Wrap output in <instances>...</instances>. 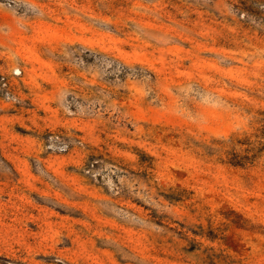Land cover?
I'll list each match as a JSON object with an SVG mask.
<instances>
[{"label":"rangeland","instance_id":"rangeland-1","mask_svg":"<svg viewBox=\"0 0 264 264\" xmlns=\"http://www.w3.org/2000/svg\"><path fill=\"white\" fill-rule=\"evenodd\" d=\"M0 75V264H264V0H0Z\"/></svg>","mask_w":264,"mask_h":264},{"label":"built area","instance_id":"built-area-1","mask_svg":"<svg viewBox=\"0 0 264 264\" xmlns=\"http://www.w3.org/2000/svg\"><path fill=\"white\" fill-rule=\"evenodd\" d=\"M20 71L14 70L12 75L14 77L19 76ZM0 92L4 95L6 99H10L12 97V93L10 91V83L6 77L0 75Z\"/></svg>","mask_w":264,"mask_h":264}]
</instances>
